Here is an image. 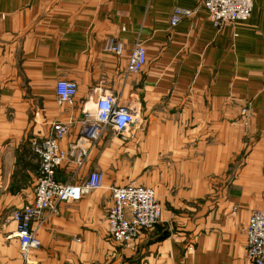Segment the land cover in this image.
Returning <instances> with one entry per match:
<instances>
[{"label": "crops", "instance_id": "0c3cea01", "mask_svg": "<svg viewBox=\"0 0 264 264\" xmlns=\"http://www.w3.org/2000/svg\"><path fill=\"white\" fill-rule=\"evenodd\" d=\"M177 8L194 16L171 27ZM110 38L121 57L104 50ZM138 43L147 64L131 74ZM60 80L77 84L72 104L58 102ZM107 95L136 123L82 139ZM54 123L70 124L61 146L73 155L57 181L97 172L102 188L43 212L32 225L40 248L24 259L13 213L33 201V142ZM126 186L152 189L162 217L122 245L106 219L112 189ZM262 210L264 0L220 30L200 0H0V264H251L245 230Z\"/></svg>", "mask_w": 264, "mask_h": 264}, {"label": "built area", "instance_id": "2783aa9c", "mask_svg": "<svg viewBox=\"0 0 264 264\" xmlns=\"http://www.w3.org/2000/svg\"><path fill=\"white\" fill-rule=\"evenodd\" d=\"M201 6L217 30L225 25L246 22L253 10V0H200ZM194 16L191 11L175 9L170 26L176 27L180 22ZM104 50L116 57L124 53L123 43L115 39L105 41ZM147 64V49L144 44L135 45L129 58L127 71L140 73ZM55 93L60 104H72L78 93L76 83L60 80ZM136 123L135 115L124 107L116 105L112 96L102 97L96 104L94 113L86 114L82 121L80 135L84 140L97 142L106 128L124 136ZM70 130V124L54 123L43 139L33 142L34 151L39 157V169L33 192V201L13 213L16 224V237L24 259L30 251L40 248V241L32 229L45 211L55 212L62 204L78 202L83 194L102 188V175L93 172L80 184H62L56 179V172L73 156L63 149L61 144ZM82 145V141L78 142ZM86 151L81 148L74 157L76 163L82 164ZM113 206L107 215L108 231L112 239L122 245L135 242L142 231L152 230L161 220L162 207L150 188L126 186L112 189ZM246 259L251 264H264V210L254 212L247 224Z\"/></svg>", "mask_w": 264, "mask_h": 264}, {"label": "rangeland", "instance_id": "374dc122", "mask_svg": "<svg viewBox=\"0 0 264 264\" xmlns=\"http://www.w3.org/2000/svg\"><path fill=\"white\" fill-rule=\"evenodd\" d=\"M243 113V115H245V113H248V109L243 110Z\"/></svg>", "mask_w": 264, "mask_h": 264}]
</instances>
